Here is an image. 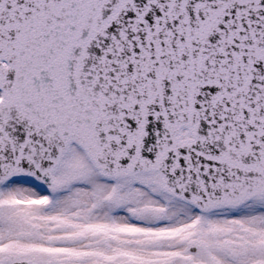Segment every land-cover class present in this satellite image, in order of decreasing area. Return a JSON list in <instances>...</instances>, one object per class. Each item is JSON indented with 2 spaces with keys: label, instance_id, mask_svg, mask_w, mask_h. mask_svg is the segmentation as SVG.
I'll list each match as a JSON object with an SVG mask.
<instances>
[{
  "label": "snow or ice",
  "instance_id": "1",
  "mask_svg": "<svg viewBox=\"0 0 264 264\" xmlns=\"http://www.w3.org/2000/svg\"><path fill=\"white\" fill-rule=\"evenodd\" d=\"M0 264H264V0H0Z\"/></svg>",
  "mask_w": 264,
  "mask_h": 264
}]
</instances>
